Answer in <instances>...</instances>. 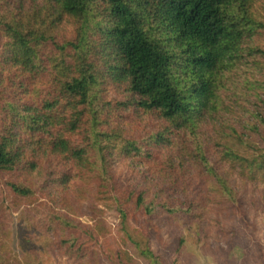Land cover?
<instances>
[{"label": "trees", "instance_id": "obj_1", "mask_svg": "<svg viewBox=\"0 0 264 264\" xmlns=\"http://www.w3.org/2000/svg\"><path fill=\"white\" fill-rule=\"evenodd\" d=\"M262 5L0 0L1 201L20 209L23 264L55 252L69 264H135L99 216H70L82 215L81 182L92 200L116 204L146 264H163L148 247V217L198 221L215 208L247 223L260 202L264 213ZM127 159L143 161L142 188L121 185Z\"/></svg>", "mask_w": 264, "mask_h": 264}, {"label": "rangeland", "instance_id": "obj_2", "mask_svg": "<svg viewBox=\"0 0 264 264\" xmlns=\"http://www.w3.org/2000/svg\"><path fill=\"white\" fill-rule=\"evenodd\" d=\"M257 8H259V15L264 17V0L263 5ZM6 41L7 39L0 35V61L5 55L4 53L7 54L4 50V42ZM262 44L264 45V40ZM256 73L259 77L264 76L262 70ZM241 102L243 106L252 107L249 103V105L244 103V99ZM138 162L143 163L138 159L121 160V164L117 166V172L119 173L118 177L120 176L122 179V186H125L126 180L137 184L134 186L139 188L146 185L142 178L137 179L136 172H144L145 170V167L139 166ZM7 180V177L0 178V204L3 203V206L7 208L5 214L9 215L10 218L6 228L8 238L0 236V240L2 239L0 264H6L7 261L9 264H23L18 242L20 236L19 220L23 221L19 216L20 209L13 212L7 199L1 201L7 195L4 184ZM90 180L85 182L92 183ZM256 187L264 192V185L256 184ZM75 192L76 199L80 200L82 215L70 212V216L75 221L85 225L91 224L90 217L99 216L111 228L122 248L130 253L135 264H146L138 256L137 249L135 250L129 243L127 244L125 234L131 232H128V226L126 229H122L121 219L115 209L116 204L92 200L88 187L83 182L77 184ZM262 208L260 202L257 209L250 211L247 215V223L233 217L230 213L216 214L215 208H211L210 216L204 211L201 220L198 221L192 218V215L184 213H178L172 218L166 216L160 220L148 217L149 223L145 225V233L151 237L148 247L161 258L163 264H264V213H262ZM45 211L49 212V209ZM138 227L139 225H136V228ZM134 236L143 241H146L145 237H147L139 234H134ZM43 260L45 261L44 264H69L65 257L59 256L56 252L45 254Z\"/></svg>", "mask_w": 264, "mask_h": 264}]
</instances>
